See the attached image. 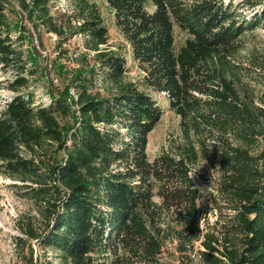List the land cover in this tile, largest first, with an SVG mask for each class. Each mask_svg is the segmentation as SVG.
<instances>
[{
  "label": "trees",
  "instance_id": "trees-1",
  "mask_svg": "<svg viewBox=\"0 0 264 264\" xmlns=\"http://www.w3.org/2000/svg\"><path fill=\"white\" fill-rule=\"evenodd\" d=\"M58 1L0 0V65L17 71L8 85L15 95L0 109V176L22 184L43 223L17 240L25 264H37L32 240L59 264H175L168 244L176 245L177 259H187L198 242L201 264H264V149L250 151L264 138V110L244 101L229 78L241 38L264 25V0H103L142 86L165 94L180 119L184 142L152 161L148 136L161 108L126 79L127 61L107 48L99 11L72 0L71 14L54 16ZM257 7L250 20L243 17ZM7 12L19 19V31L25 19L61 45L68 34L83 37L85 63L91 56L94 65L68 79L75 99L57 95L45 107L21 94L28 86L23 73L33 72L17 45L25 37L12 38ZM175 28L187 36L179 49ZM216 136L234 144L207 147ZM200 160L228 177L221 186L233 216L221 239L202 229L191 177Z\"/></svg>",
  "mask_w": 264,
  "mask_h": 264
},
{
  "label": "rangeland",
  "instance_id": "rangeland-1",
  "mask_svg": "<svg viewBox=\"0 0 264 264\" xmlns=\"http://www.w3.org/2000/svg\"><path fill=\"white\" fill-rule=\"evenodd\" d=\"M72 0H59L52 14H71ZM93 5L100 13L102 20L108 30L107 48L125 57L127 61L126 79L136 83L139 88L146 91L161 108L163 114L154 130L148 136L146 153L148 159L152 161L161 153H172L174 149L184 142L180 128V119L169 110L168 101L165 94L156 93L145 89L142 84V74L133 63L130 49L124 41L120 32L113 23V14L103 0H86ZM235 4L241 0H234ZM72 4V5H71ZM17 9V8H16ZM260 7L256 9L243 10V17L250 20L254 13H258ZM7 17L14 31L12 38L16 39L19 34H23L25 40L18 43L21 46L27 61L26 70L33 72L32 75L23 73L28 79V86L22 89L21 94H29L33 97L35 105L48 107L51 101L58 95L75 99L76 93L73 91L68 79L72 78L78 69L87 71L94 65L91 56H88L87 63L82 55L83 37L80 35L68 34V41L59 44V39L52 33L41 31L34 33L30 24L23 19L21 31H19V19L12 13L7 12ZM73 26H79L80 20L73 19ZM25 28V29H23ZM175 48L179 49L187 36L177 28L174 31ZM241 48L232 60L235 66L230 80L233 82L239 95L251 106L264 110V25L257 26L254 30L248 31L240 40ZM91 66V67H90ZM17 75L15 69H5L0 65V109L9 102L14 93L8 89V85ZM103 94L105 92L103 91ZM264 119H261V123ZM216 136L213 139L207 138V147L217 144H234L230 137H222V141ZM264 149V138L259 137L250 151L258 154ZM219 150V149H218ZM192 180L199 191L197 209L200 214L202 229L209 231L216 238L221 239L224 227L230 223L233 212L229 209L231 195L222 191V184L227 182V175L219 165H211L205 160H200L192 167ZM20 182H16L4 176H0V264H25L21 255V246L18 239L26 241L23 231L28 227L35 230L42 228V221L38 208L24 196L23 187ZM29 249L33 251L34 260L37 264H59L55 253L47 251L43 253L37 241H27ZM20 245V246H19ZM175 244H168L166 249L175 258V264H201L197 251L203 250L200 242L195 243L194 251L186 253L187 259H177L178 253ZM27 256V249L24 250ZM45 256V257H44Z\"/></svg>",
  "mask_w": 264,
  "mask_h": 264
}]
</instances>
